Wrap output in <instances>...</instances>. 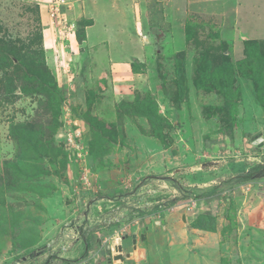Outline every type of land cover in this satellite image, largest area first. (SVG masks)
Wrapping results in <instances>:
<instances>
[{
	"label": "rangeland",
	"instance_id": "obj_1",
	"mask_svg": "<svg viewBox=\"0 0 264 264\" xmlns=\"http://www.w3.org/2000/svg\"><path fill=\"white\" fill-rule=\"evenodd\" d=\"M79 1L84 37L68 42L45 4L0 0V264H261L264 18L185 4L183 20L170 0L146 56L113 81L85 48L95 58L104 39L125 60L134 30L120 45L103 33L117 27L110 0Z\"/></svg>",
	"mask_w": 264,
	"mask_h": 264
},
{
	"label": "crops",
	"instance_id": "obj_2",
	"mask_svg": "<svg viewBox=\"0 0 264 264\" xmlns=\"http://www.w3.org/2000/svg\"><path fill=\"white\" fill-rule=\"evenodd\" d=\"M230 1H232L231 6H229L226 3L228 2V0H217V1L198 0V2L194 1V4H192L193 2L192 0H185V1L184 0H174L173 2L174 4H180L181 9H182V16L184 15L183 20H185L186 18L185 4L186 6L189 7V11L191 10L194 12L196 11L199 13H205V14H209L213 16H220V17H224L227 19H231L233 21H237L236 19L239 18V16L246 18L247 17L246 15L250 10H248L246 14H243L241 11V8L244 6L249 7L250 5L252 8H255L254 12H252L253 16L260 15L264 18V2H262L261 0H254V3H251L249 0H230ZM79 3L80 2H78L77 5H83L84 2L80 4ZM109 4L110 6H112L111 8L112 14H113L112 20H114L117 27L115 29L111 27L112 28L111 29L110 26L108 27V25L103 24V27H104L103 33H106V32L115 33L114 41L115 42L118 41L120 45H123L124 43L119 40L121 39L120 35L121 34L124 35V33H127V27L128 28L132 27L136 35V40L139 43L138 46L140 49L139 52L134 54L135 57L131 56L133 55V52H132L128 56V58L125 60L115 59L114 58L115 56L113 54L115 50L111 48V45H109L107 41H104V39H102V41H98L96 39V37L98 36L97 34H94L92 32L93 33L92 35L91 30L95 27L97 22L93 17L91 18L89 17L91 13H87L84 10L81 12L82 14H84L83 16L87 18V21L91 20V23L85 26V38L84 39L88 40L89 36L92 35V37L96 39V42H97L90 46V50L95 52V58L93 57V54L89 52L88 48H85L86 50L85 52L87 53V55L89 56L91 60H94L95 64L97 61H99L98 62L99 64H102L103 62L104 66L106 65L107 67L105 69L106 71H108L107 76L110 77L111 80L115 81L117 79H120V80L123 79V77L127 76V74L132 75L130 68H129V63L131 59L138 58V55L143 56L144 53L146 56L147 52L145 51V49L147 50L146 47H148V44L146 43L145 40L148 37V35L151 34V32L149 33L146 31H149L150 27H151L150 30L158 27V26L153 27L152 25H149V23L150 24L154 23V19L158 21L157 19V14L159 10L158 8L162 7L160 5H164V7L170 6L171 9L174 8L176 10L178 9V7H173L169 5L170 0L169 1L159 0L158 2L155 1L154 5H152L149 2V0H110ZM148 7L151 9L150 11L147 10ZM76 8L73 11L69 12L68 14L70 18L76 19L77 21L79 16H77ZM161 9H163V7ZM146 11L148 12V14L146 13ZM165 12L167 13L166 9H165ZM162 14L164 17L165 16L164 10H162ZM92 16H93V13H92ZM166 17H167V14L165 18ZM183 20H182V23H183ZM161 22L158 21L156 23L159 25ZM98 30L102 32L100 28ZM134 39L135 38L128 33V40L133 41ZM241 39L248 40L250 38L246 36H241ZM252 39H259V38L253 37ZM97 67L98 66L95 65L94 68H97ZM94 71H96V69ZM143 240H144V236L140 235L139 241H143ZM139 241L137 239L136 240L134 239L133 241L136 243V248H137ZM261 264H264V260L261 262Z\"/></svg>",
	"mask_w": 264,
	"mask_h": 264
},
{
	"label": "built area",
	"instance_id": "obj_3",
	"mask_svg": "<svg viewBox=\"0 0 264 264\" xmlns=\"http://www.w3.org/2000/svg\"><path fill=\"white\" fill-rule=\"evenodd\" d=\"M32 2L33 0H26ZM36 1V0H35ZM42 4H45V11H47L50 18L55 19V23L58 24V31L64 36L68 42L70 37L74 34L75 26L68 16L67 12L72 9V4L68 0H38ZM38 4V2H36ZM68 17V19L66 18Z\"/></svg>",
	"mask_w": 264,
	"mask_h": 264
},
{
	"label": "trees",
	"instance_id": "obj_4",
	"mask_svg": "<svg viewBox=\"0 0 264 264\" xmlns=\"http://www.w3.org/2000/svg\"><path fill=\"white\" fill-rule=\"evenodd\" d=\"M78 2H80V1H76V2H74L73 4L75 5V4H77ZM73 5V6H74ZM72 10H69L68 11V13L69 12H71ZM75 20V23H76V27H75V38L78 40H81L83 37H84V32L82 31V29L81 30H79L78 31V28H77V24H78V22L79 21H76V19H74ZM154 24L156 25L157 23L156 22H154ZM88 25V24H87ZM87 25H85V26H87ZM193 37H194V35L190 32V28H189V26H186L185 27V30H184V38H185V40H186V42L187 43H189L191 40L190 39H193ZM245 42H247V41H245ZM130 66H131V70L133 71V73H137V68H138V65H137V63H135V62H132L131 64H130ZM183 80V79H182ZM163 93V96H166V93L165 92H162ZM253 177V173H248V174H246V175H243V176H241V177H239V179L240 180H242V181H248L249 179H251ZM174 203V201H171L170 202V204H173ZM207 219V218H206ZM200 222V221H199ZM198 221L196 222V223H193L192 224V229H200V230H203L202 228H199L200 227V223H199ZM198 227V228H197ZM8 256H11L12 254H13V252L12 251H9L8 253ZM7 256V258H9ZM13 257H14V255H12ZM24 257V256H23ZM51 257H49V258H47V259H50ZM21 259L22 258H18L17 256H15V258H14V260H15V262H20L21 261ZM47 259H46V261H44L42 264H48V262H47ZM13 260V259H12ZM14 261H13V263H15Z\"/></svg>",
	"mask_w": 264,
	"mask_h": 264
},
{
	"label": "water",
	"instance_id": "obj_5",
	"mask_svg": "<svg viewBox=\"0 0 264 264\" xmlns=\"http://www.w3.org/2000/svg\"><path fill=\"white\" fill-rule=\"evenodd\" d=\"M256 137H257V136L252 137V141H254L255 139H257ZM257 140H261V139L258 138ZM254 144H257V142H254ZM259 144H260V146L262 145L261 142H260ZM113 251H115V250H113V248H112V252H113ZM117 251H120V248H119V247L117 248ZM132 254H133V255H136V252H133ZM126 256H127V255H125V257H126ZM125 257L122 255V253L119 252V253H117L116 256L113 257V260H115V261H116V260L123 261V259H124Z\"/></svg>",
	"mask_w": 264,
	"mask_h": 264
},
{
	"label": "bare ground",
	"instance_id": "obj_6",
	"mask_svg": "<svg viewBox=\"0 0 264 264\" xmlns=\"http://www.w3.org/2000/svg\"><path fill=\"white\" fill-rule=\"evenodd\" d=\"M68 1L74 3V2L79 1V0H68ZM70 10H71V9H70ZM67 14H68V12H67ZM68 16H69V14H68ZM70 19L72 20V22H73V24H74V26H75V25H76L75 20L72 19V18H70ZM75 27H76V26H75ZM73 36L75 37V29H74V34H73Z\"/></svg>",
	"mask_w": 264,
	"mask_h": 264
},
{
	"label": "clouds",
	"instance_id": "obj_7",
	"mask_svg": "<svg viewBox=\"0 0 264 264\" xmlns=\"http://www.w3.org/2000/svg\"><path fill=\"white\" fill-rule=\"evenodd\" d=\"M116 241H121V239H117ZM113 252H115V251H113ZM121 253V252H120ZM112 255H114V256H116L115 254H112ZM122 255H123V253H122ZM114 256H112V257H114ZM5 258H7V257H5ZM109 262V261H108ZM107 262V263H108ZM18 263H20V262H18ZM104 263H106V262H104ZM15 264H17L16 262H15Z\"/></svg>",
	"mask_w": 264,
	"mask_h": 264
},
{
	"label": "flooded vegetation",
	"instance_id": "obj_8",
	"mask_svg": "<svg viewBox=\"0 0 264 264\" xmlns=\"http://www.w3.org/2000/svg\"><path fill=\"white\" fill-rule=\"evenodd\" d=\"M109 260V259H108ZM107 263V262H106ZM108 264V263H107Z\"/></svg>",
	"mask_w": 264,
	"mask_h": 264
}]
</instances>
